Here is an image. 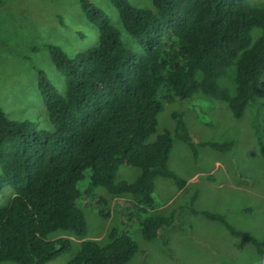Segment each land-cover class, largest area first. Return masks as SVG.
<instances>
[{
  "label": "trees",
  "instance_id": "trees-1",
  "mask_svg": "<svg viewBox=\"0 0 264 264\" xmlns=\"http://www.w3.org/2000/svg\"><path fill=\"white\" fill-rule=\"evenodd\" d=\"M109 1L143 48L141 55L126 47L107 14L80 0L88 21L98 27V43L75 58L49 48L65 78L64 94L45 75L39 79L52 132L37 130L28 120L11 121L0 107V194L13 190L0 205V264H47L69 253L70 237L88 232L82 200L98 197L100 214L110 217L108 200L97 196L98 190L123 200L127 227H113L105 245L83 241L70 264H129L140 250L135 230L145 242L167 244V233L183 221L186 209L249 243L264 264V239L236 229L223 214L197 211L198 192L169 216L156 213L161 204L155 196L157 178L173 180L178 190L187 184L168 166L175 140L187 145L196 161L198 146L222 151L234 145L195 144L182 112L172 114L173 132L160 133L165 104L202 94L227 103L241 119L264 99V6L251 0H153V8L142 9L128 0ZM230 70L233 91L220 85ZM259 146L264 158L260 141ZM125 165L140 170L132 183L117 181ZM58 231L65 236L52 239Z\"/></svg>",
  "mask_w": 264,
  "mask_h": 264
},
{
  "label": "rangeland",
  "instance_id": "rangeland-1",
  "mask_svg": "<svg viewBox=\"0 0 264 264\" xmlns=\"http://www.w3.org/2000/svg\"><path fill=\"white\" fill-rule=\"evenodd\" d=\"M1 1L0 107L11 121L28 120L34 123L37 130L52 132L38 87L39 79L41 75H45L48 82L54 85L60 94H64L65 78L58 73L49 48L55 47L68 57L75 58L79 53L97 45L98 27L88 21L80 0ZM89 1L108 15L128 49L137 56L144 52L124 29L109 0ZM128 1L136 8H153V0ZM251 1L264 6V0ZM260 33L257 31L256 35ZM261 84L264 86V74ZM220 85L230 91L235 89L232 70L220 80ZM174 112L183 113L195 144L234 145L231 149L222 151L198 146L199 158L196 161L192 150L180 140H175L168 166L186 181L187 187L184 192L178 194L179 190L173 180L157 178L155 196L161 207L156 213L169 216L186 206L189 198L197 191V204L200 209L224 211L236 229L257 239H264V158L259 146V141L264 146V99L252 103L241 119L232 115L227 103L202 94L195 95L185 102L165 104L158 118L157 130L160 133L166 130L174 131ZM139 175V169L125 165L119 169L117 181L132 183ZM195 175H199L196 182L192 180ZM88 182L89 180H86L81 184L82 191L88 187ZM12 195V188L7 187L4 193L0 194V205ZM97 196L108 200L106 209L110 217L105 218L100 214L102 208L97 202L98 197L92 202L82 200L81 205L88 223L86 236L70 237L73 242L72 250L47 264H70L83 241L94 240L105 245L113 227H127L123 225V216L127 212V208H122L123 200L111 197L105 190H98ZM187 210L183 212V221L187 224L178 220L179 225L167 233L173 230L167 244L160 239L143 241L134 226V236L140 250L129 264H207L204 261L207 256L204 250L228 242L231 248L238 250V254L234 253L232 264H263L250 244L230 237L222 227L213 225L212 229L209 225L202 224L201 220L206 219L191 220ZM181 224L186 226L184 230L181 229ZM202 225L201 235H194L189 230L191 226ZM61 236H65L63 231L51 234L52 239ZM236 257L238 260H235Z\"/></svg>",
  "mask_w": 264,
  "mask_h": 264
},
{
  "label": "crops",
  "instance_id": "crops-1",
  "mask_svg": "<svg viewBox=\"0 0 264 264\" xmlns=\"http://www.w3.org/2000/svg\"><path fill=\"white\" fill-rule=\"evenodd\" d=\"M220 167V166H219ZM198 178H199V175H195L193 177V181H198ZM187 185L184 187V189L182 190H179L178 194H181L182 192H184V190L186 189ZM197 192V191H196ZM198 199L196 200V203H195V208L197 211H201V212H213V213H220V214H223L225 215L227 221L229 222V218L227 217L226 213L224 211H211L209 209H200L198 204ZM188 216L191 220H198L200 218L202 219H205V217H203L202 215H193L190 213V211H188ZM200 221V220H199ZM202 221V224H205V225H209L210 227H212V229H214V226H218L219 228L222 227V229L224 230V232L226 234H228L230 237L234 238L235 240L237 241H241V242H245L247 243L246 241L242 240V239H238V238H235L233 237L227 230L226 228L220 224V223H216V222H210L208 220H201ZM230 223V222H229ZM231 224V223H230ZM232 226H234L233 224H231ZM189 230L194 234V235H201V233L203 232V225L202 226H199V227H193L191 226V228H189ZM173 231V230H172ZM171 231V232H172ZM205 231V230H204ZM170 232V233H171ZM170 233L168 234L169 237H170ZM249 244V243H248ZM231 244L228 242V244H224V245H217L216 247H212L210 248V250H204L205 253H207V256L204 258V261L207 263V264H232V261H233V256H234V253L237 252L238 254V250L237 249H234V248H231L230 247ZM233 246L235 247L236 245L233 244ZM254 249V248H253ZM255 251V249H254ZM256 252V251H255ZM214 253H219V255L217 256L216 254ZM222 255V256H220ZM202 259V258H201ZM223 260V261H221ZM235 260H238V257H236Z\"/></svg>",
  "mask_w": 264,
  "mask_h": 264
}]
</instances>
